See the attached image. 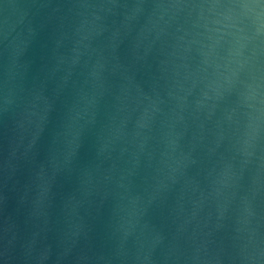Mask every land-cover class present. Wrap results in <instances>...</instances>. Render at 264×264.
<instances>
[{
    "label": "water",
    "instance_id": "obj_1",
    "mask_svg": "<svg viewBox=\"0 0 264 264\" xmlns=\"http://www.w3.org/2000/svg\"><path fill=\"white\" fill-rule=\"evenodd\" d=\"M0 264H264V0H0Z\"/></svg>",
    "mask_w": 264,
    "mask_h": 264
}]
</instances>
